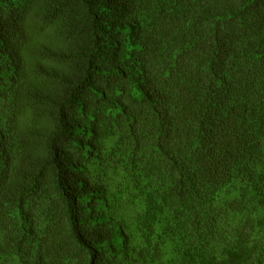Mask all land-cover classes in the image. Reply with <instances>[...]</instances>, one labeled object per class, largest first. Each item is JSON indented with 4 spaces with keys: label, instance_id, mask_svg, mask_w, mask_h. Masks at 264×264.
Listing matches in <instances>:
<instances>
[{
    "label": "trees",
    "instance_id": "16d2710c",
    "mask_svg": "<svg viewBox=\"0 0 264 264\" xmlns=\"http://www.w3.org/2000/svg\"><path fill=\"white\" fill-rule=\"evenodd\" d=\"M0 264H264V0H0Z\"/></svg>",
    "mask_w": 264,
    "mask_h": 264
}]
</instances>
